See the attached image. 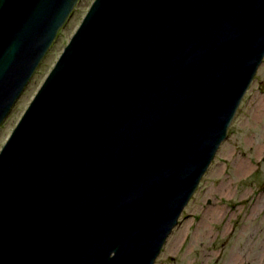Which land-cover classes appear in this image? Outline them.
Segmentation results:
<instances>
[{"label":"water","instance_id":"water-1","mask_svg":"<svg viewBox=\"0 0 264 264\" xmlns=\"http://www.w3.org/2000/svg\"><path fill=\"white\" fill-rule=\"evenodd\" d=\"M77 2L0 0V125ZM263 57L264 0H93L0 150V264H153Z\"/></svg>","mask_w":264,"mask_h":264},{"label":"rangeland","instance_id":"rangeland-1","mask_svg":"<svg viewBox=\"0 0 264 264\" xmlns=\"http://www.w3.org/2000/svg\"><path fill=\"white\" fill-rule=\"evenodd\" d=\"M93 0H78L0 125V150ZM264 57L153 264H264ZM245 161L246 167L240 166Z\"/></svg>","mask_w":264,"mask_h":264},{"label":"bare ground","instance_id":"bare-ground-1","mask_svg":"<svg viewBox=\"0 0 264 264\" xmlns=\"http://www.w3.org/2000/svg\"><path fill=\"white\" fill-rule=\"evenodd\" d=\"M263 108H264V107H263ZM240 164H241L240 166H243V167H246V166L248 165V164L246 165V163H245V161H244V160H243V161H241V162H240ZM246 168H247V167H246ZM149 246H150V245H149Z\"/></svg>","mask_w":264,"mask_h":264}]
</instances>
